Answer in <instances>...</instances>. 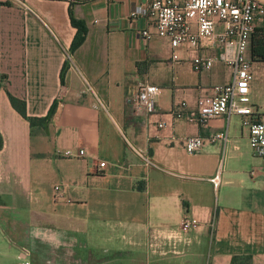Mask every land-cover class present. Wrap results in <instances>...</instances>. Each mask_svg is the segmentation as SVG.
<instances>
[{
  "label": "crops",
  "instance_id": "0c3cea01",
  "mask_svg": "<svg viewBox=\"0 0 264 264\" xmlns=\"http://www.w3.org/2000/svg\"><path fill=\"white\" fill-rule=\"evenodd\" d=\"M143 2L0 0V264H17L22 248L28 264H264V167L241 117L201 128L170 113L181 101L183 115L194 110L198 95L229 83L230 70L214 50L203 51L211 68L195 73L183 49L173 64L165 40L141 41L146 24L128 15ZM69 12L86 29L72 53ZM252 35L264 38V22ZM249 43V100L264 120V61ZM144 83L158 94L134 112L129 95ZM7 95L24 101L28 117H48L44 125L30 127ZM224 130V145L207 141ZM191 136L205 142L188 157L181 142ZM184 215L196 226L178 242L158 237Z\"/></svg>",
  "mask_w": 264,
  "mask_h": 264
},
{
  "label": "built area",
  "instance_id": "2783aa9c",
  "mask_svg": "<svg viewBox=\"0 0 264 264\" xmlns=\"http://www.w3.org/2000/svg\"><path fill=\"white\" fill-rule=\"evenodd\" d=\"M19 6L26 12L29 8L18 1ZM143 20L144 29L136 31L137 37L147 43L153 39L165 40L172 49L170 62L177 64L178 49H183L189 58L191 69L195 73L208 71L213 59L204 55L205 50H214L216 60L225 65L231 73L229 83L212 88V94H200L195 99L194 110L183 115L185 103L175 104L170 111L174 119L184 118L201 128L214 119L241 117V124L246 128L247 145L252 157L261 161L264 167V120H259L251 107L249 100V85L253 75L245 59V51L254 32L257 22H264V0H144L128 15L129 21ZM69 59V58H67ZM88 93L93 94L91 87L84 82ZM158 94V88L150 84H140L130 93L128 102L134 112L147 111ZM98 104L102 106L99 102ZM163 125H157L161 128ZM225 131L213 134L207 138L209 143L220 141L225 144ZM205 140L199 136H191L182 140L181 145L186 156L199 153ZM135 155L147 168L160 169L148 157L134 151ZM79 150L77 155L81 156ZM70 157L69 151L63 153ZM101 164L98 168H101ZM100 172V169H97ZM218 167L215 175L209 179L213 188L219 184ZM188 178L185 175H178ZM63 198V191L53 187V200ZM196 221L184 215L175 228L158 232V237L171 242L180 240L181 233L193 229ZM27 250L22 248L17 264H28L24 258Z\"/></svg>",
  "mask_w": 264,
  "mask_h": 264
},
{
  "label": "trees",
  "instance_id": "16d2710c",
  "mask_svg": "<svg viewBox=\"0 0 264 264\" xmlns=\"http://www.w3.org/2000/svg\"><path fill=\"white\" fill-rule=\"evenodd\" d=\"M69 22L70 25L75 29L74 36L71 40L69 46V52H73L77 47H79L84 41L86 29L81 21L72 18L69 12ZM249 51L251 57H257L259 60L264 61V38H254V35L250 38ZM64 71V65L61 69V79L62 72ZM7 99L11 108L23 119L30 127L32 126H43L48 117L44 118H32L28 117L25 113V103L23 100L16 99L12 96L7 95ZM230 264H249L248 257H241L231 259Z\"/></svg>",
  "mask_w": 264,
  "mask_h": 264
}]
</instances>
